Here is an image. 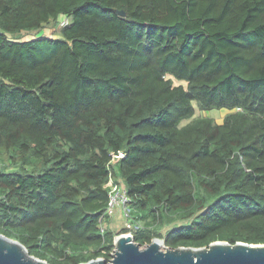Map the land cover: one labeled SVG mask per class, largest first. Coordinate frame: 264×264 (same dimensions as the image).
Segmentation results:
<instances>
[{
    "label": "trees",
    "instance_id": "obj_1",
    "mask_svg": "<svg viewBox=\"0 0 264 264\" xmlns=\"http://www.w3.org/2000/svg\"><path fill=\"white\" fill-rule=\"evenodd\" d=\"M111 173L141 245L264 243V0H0V232L109 261Z\"/></svg>",
    "mask_w": 264,
    "mask_h": 264
},
{
    "label": "water",
    "instance_id": "obj_2",
    "mask_svg": "<svg viewBox=\"0 0 264 264\" xmlns=\"http://www.w3.org/2000/svg\"><path fill=\"white\" fill-rule=\"evenodd\" d=\"M122 15L125 11L121 10ZM111 261L96 257L80 264H264V243L215 240L208 246L165 245L164 239L154 237L141 245L133 235L115 236ZM0 264H51L35 256L19 240L0 232Z\"/></svg>",
    "mask_w": 264,
    "mask_h": 264
},
{
    "label": "rangeland",
    "instance_id": "obj_3",
    "mask_svg": "<svg viewBox=\"0 0 264 264\" xmlns=\"http://www.w3.org/2000/svg\"><path fill=\"white\" fill-rule=\"evenodd\" d=\"M44 35H50L52 36L53 34H55V29L52 26H48L46 28H44V30L41 32ZM37 34V31H31V32H24V36L23 38L27 39V38H31V37H35ZM179 82L177 80H175V84H178ZM229 112V109L226 107L220 108V109H211V110H203L201 109L197 103H195V117L198 116H204V115H209L215 118V120L217 122H222L224 116ZM187 122V121H185ZM129 216H127L122 209L118 208L116 209L115 213L113 216L110 217V219L105 220L104 221V225L105 226H109L110 229L113 230L114 233H116V235H119V233L124 229V227H126V223L128 221H131L130 219H128ZM137 228H133V230H136ZM167 227L165 226L162 229V232L165 233ZM108 261V260H107Z\"/></svg>",
    "mask_w": 264,
    "mask_h": 264
},
{
    "label": "built area",
    "instance_id": "obj_4",
    "mask_svg": "<svg viewBox=\"0 0 264 264\" xmlns=\"http://www.w3.org/2000/svg\"><path fill=\"white\" fill-rule=\"evenodd\" d=\"M125 154L123 151H119L117 154L114 155V158L119 159L123 157ZM107 186L110 187L109 192V201L106 209L107 216H113L116 209L120 208L123 210V212L129 216L128 219H130L131 216V210L128 205L129 203V197L127 193L126 186L123 182L120 180H117L112 173L110 174L109 180L106 183ZM126 227L129 229L126 234L133 235V228H138L139 226L137 224L132 223L131 221H128L126 223ZM114 253V252H113ZM112 253V255H113ZM112 258V257H111ZM111 259L109 260V262Z\"/></svg>",
    "mask_w": 264,
    "mask_h": 264
}]
</instances>
